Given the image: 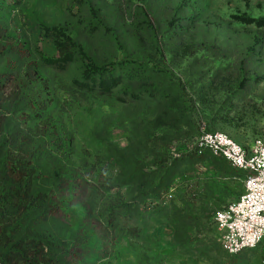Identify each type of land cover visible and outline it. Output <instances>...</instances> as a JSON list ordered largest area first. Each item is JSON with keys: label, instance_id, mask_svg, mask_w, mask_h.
Listing matches in <instances>:
<instances>
[{"label": "rangeland", "instance_id": "rangeland-1", "mask_svg": "<svg viewBox=\"0 0 264 264\" xmlns=\"http://www.w3.org/2000/svg\"><path fill=\"white\" fill-rule=\"evenodd\" d=\"M159 9L154 0H0L8 44L29 53L0 56V74L22 78L37 60L50 87L16 88L27 110L14 126H32L34 142L75 171L65 181L71 206L40 227L79 244L75 264H264V242L230 255L214 223L243 195L244 174L196 149L208 133L264 143V0ZM67 38L87 60L44 64Z\"/></svg>", "mask_w": 264, "mask_h": 264}, {"label": "trees", "instance_id": "trees-1", "mask_svg": "<svg viewBox=\"0 0 264 264\" xmlns=\"http://www.w3.org/2000/svg\"><path fill=\"white\" fill-rule=\"evenodd\" d=\"M154 1L162 16L166 14L167 10L162 8L167 0ZM8 42V32L0 24V56L15 54L29 59L24 43ZM54 44L60 58L43 59L44 64L65 67L74 63L77 54L87 60L84 51H78L71 38ZM39 64L37 60L31 61L22 78L0 74V264H75L76 255L72 252L80 251L79 244L76 247L72 244L69 249L65 241L40 227L64 214L76 195L75 189H70L65 182L75 173L64 163L69 157L55 153L45 142H34L32 126L28 130L14 126L15 114L23 115L27 110L26 106L22 108L21 100L17 102L13 97L16 88L40 85L42 91L50 89ZM86 68L95 69L92 62ZM17 83L22 85L13 88Z\"/></svg>", "mask_w": 264, "mask_h": 264}, {"label": "built area", "instance_id": "built-area-1", "mask_svg": "<svg viewBox=\"0 0 264 264\" xmlns=\"http://www.w3.org/2000/svg\"><path fill=\"white\" fill-rule=\"evenodd\" d=\"M198 152L208 151L244 174V193L214 217L224 235L223 247L230 255L257 249L264 242V143L243 148L224 133L204 134Z\"/></svg>", "mask_w": 264, "mask_h": 264}]
</instances>
